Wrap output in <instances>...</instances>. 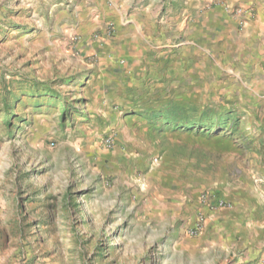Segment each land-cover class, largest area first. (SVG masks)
I'll return each mask as SVG.
<instances>
[{
    "label": "rangeland",
    "instance_id": "374dc122",
    "mask_svg": "<svg viewBox=\"0 0 264 264\" xmlns=\"http://www.w3.org/2000/svg\"><path fill=\"white\" fill-rule=\"evenodd\" d=\"M0 264H264V0H0Z\"/></svg>",
    "mask_w": 264,
    "mask_h": 264
},
{
    "label": "built area",
    "instance_id": "2783aa9c",
    "mask_svg": "<svg viewBox=\"0 0 264 264\" xmlns=\"http://www.w3.org/2000/svg\"><path fill=\"white\" fill-rule=\"evenodd\" d=\"M217 206L220 208H228L229 204L227 202L219 201ZM204 223L205 220L202 215L195 218L191 228L189 229V234L194 237L197 236L203 230Z\"/></svg>",
    "mask_w": 264,
    "mask_h": 264
},
{
    "label": "trees",
    "instance_id": "16d2710c",
    "mask_svg": "<svg viewBox=\"0 0 264 264\" xmlns=\"http://www.w3.org/2000/svg\"><path fill=\"white\" fill-rule=\"evenodd\" d=\"M183 128H185V127H183Z\"/></svg>",
    "mask_w": 264,
    "mask_h": 264
}]
</instances>
